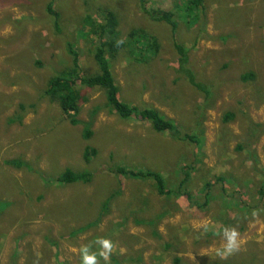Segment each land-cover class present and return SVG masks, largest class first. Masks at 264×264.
<instances>
[{
    "label": "rangeland",
    "instance_id": "374dc122",
    "mask_svg": "<svg viewBox=\"0 0 264 264\" xmlns=\"http://www.w3.org/2000/svg\"><path fill=\"white\" fill-rule=\"evenodd\" d=\"M50 2L0 0V264H112V257L120 264H264V0H207L191 16L180 0H149L150 11L174 14L175 35L150 21L138 0H56L59 34ZM102 10L117 15L125 42L144 30L160 45L146 62L126 51L111 61L121 100L159 111L200 146L120 120L100 90L77 88L78 125L44 97L49 81L71 67L70 47L83 75L98 72L96 38L84 24L88 15L99 21ZM176 44L188 51L184 67L206 93L179 70ZM87 149L97 152L89 162ZM13 160L27 166L6 165ZM117 165L159 173L168 190L186 180L201 206L208 183H226L214 186L207 207L192 208L160 196L153 182L107 171ZM67 169L92 180L58 184Z\"/></svg>",
    "mask_w": 264,
    "mask_h": 264
},
{
    "label": "trees",
    "instance_id": "16d2710c",
    "mask_svg": "<svg viewBox=\"0 0 264 264\" xmlns=\"http://www.w3.org/2000/svg\"><path fill=\"white\" fill-rule=\"evenodd\" d=\"M142 12L154 23H165L171 26L172 32L175 35L177 25L174 19V14L171 12H164L160 10L150 11L147 6L149 0H138ZM182 2L181 7L183 12L188 15H194L198 10L202 9L207 0H180ZM56 0H51L47 6L46 12L52 18L54 29L57 33H61L60 21L61 15L55 7ZM93 16L88 15L86 17L85 27H90L89 36L96 38V46L93 51V58L98 68V72L93 76L83 75L79 62V54L73 51L71 47L70 55L73 59L71 67L66 69L61 75L52 78L43 95L51 102L58 104L63 114L70 119L71 124L78 125L76 117L80 114V102L81 94L78 87H86L92 90H100L105 96V109L109 113L116 115L120 120L131 121L136 120L142 123H149L152 130L156 134H170L174 139L189 144H195L200 146V142L194 134H184L176 126L174 122L168 120L159 111L152 108L139 109L123 102L120 98V90L116 84L115 77L112 72L111 61L116 60L118 56L123 52H128L131 57L140 59L146 62L150 54L157 56L160 52V45L157 40H154L152 35L144 30H134L130 33L128 42H125L119 31V20L117 15L111 11H103L101 19L95 21ZM197 19V17H196ZM197 21V20H196ZM195 21V22H196ZM176 52L179 56V70L184 73L185 79L191 87L194 89L206 93L205 89L195 82L192 73L185 69L184 65L188 62V51L181 45L176 44ZM129 50V51H127ZM149 55V56H148ZM148 56V57H147ZM147 57V58H146ZM253 75H246L243 80L248 81L253 79ZM97 113H98V109ZM96 113V112H95ZM234 119L233 115L226 116V122H231ZM22 123V118L20 119ZM20 123V124H21ZM93 133L90 129L84 131L83 138L90 140ZM97 152L95 150L87 149L84 159L89 162V159L95 156ZM9 167H14L19 170L24 169L27 164L13 160L6 162ZM110 174L113 176L132 180V181H150L156 186L157 192L160 196L167 198H173L183 200L188 204V207L202 208L207 207L210 202L211 190L216 184L226 183L223 177L215 179L214 184L208 183L204 189L203 194L206 198V202L203 206L199 205L196 200L192 198L189 191H185L184 180L180 186L175 190H168L166 186V180L159 174L149 170H135L128 169L122 166H111L108 168ZM92 180V175L88 172L75 173L73 170L67 169L57 179V183L63 186H70L75 184L88 185ZM262 194V191L261 193ZM264 201V197H262ZM264 206V205H263ZM107 207V206H106ZM262 205L257 206L261 208ZM6 209V206L4 207ZM3 212L0 210V214ZM90 228L95 225H90ZM89 228V229H90ZM87 228L79 229L78 233L87 231ZM112 264H120V261L116 257H112ZM176 264H180V260H176Z\"/></svg>",
    "mask_w": 264,
    "mask_h": 264
},
{
    "label": "clouds",
    "instance_id": "9594fccd",
    "mask_svg": "<svg viewBox=\"0 0 264 264\" xmlns=\"http://www.w3.org/2000/svg\"><path fill=\"white\" fill-rule=\"evenodd\" d=\"M105 247H110V245L107 242H105Z\"/></svg>",
    "mask_w": 264,
    "mask_h": 264
},
{
    "label": "bare ground",
    "instance_id": "6f19581e",
    "mask_svg": "<svg viewBox=\"0 0 264 264\" xmlns=\"http://www.w3.org/2000/svg\"><path fill=\"white\" fill-rule=\"evenodd\" d=\"M251 259V258H250Z\"/></svg>",
    "mask_w": 264,
    "mask_h": 264
}]
</instances>
